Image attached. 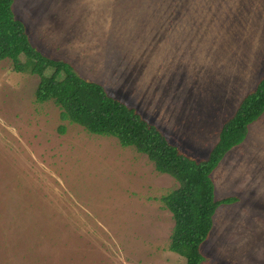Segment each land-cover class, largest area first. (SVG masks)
I'll list each match as a JSON object with an SVG mask.
<instances>
[{
    "label": "rangeland",
    "instance_id": "1",
    "mask_svg": "<svg viewBox=\"0 0 264 264\" xmlns=\"http://www.w3.org/2000/svg\"><path fill=\"white\" fill-rule=\"evenodd\" d=\"M13 11L42 54L197 160L264 76V0H14ZM33 65L0 62V264H186L162 201L178 182L37 102ZM212 180L216 200L237 201L218 208L203 264H264V115Z\"/></svg>",
    "mask_w": 264,
    "mask_h": 264
},
{
    "label": "trees",
    "instance_id": "2",
    "mask_svg": "<svg viewBox=\"0 0 264 264\" xmlns=\"http://www.w3.org/2000/svg\"><path fill=\"white\" fill-rule=\"evenodd\" d=\"M13 4L14 0H0V62L12 60L14 71L20 73L32 60V73L40 77L37 102L53 101L63 121L79 124L91 134L114 137L121 146L146 155L159 173L174 178L179 187L162 198L174 219L169 248L186 264H203L201 247L210 236L218 208L237 201L235 197L215 199L212 174L245 141L250 125L263 116L264 76L223 124L208 157L197 160L172 144L136 109L79 76L70 63L42 54L32 45L25 24L16 18Z\"/></svg>",
    "mask_w": 264,
    "mask_h": 264
},
{
    "label": "crops",
    "instance_id": "3",
    "mask_svg": "<svg viewBox=\"0 0 264 264\" xmlns=\"http://www.w3.org/2000/svg\"><path fill=\"white\" fill-rule=\"evenodd\" d=\"M263 115H264V114H263ZM260 119H261V118H260ZM260 119H259V120H260ZM249 128H250V127H249ZM248 133H249V132H248ZM247 136H248V135H247ZM246 138H247V137H246ZM245 140H246V139H245ZM244 142H245V141H244ZM235 148H236V147H235ZM233 149H234V148H233Z\"/></svg>",
    "mask_w": 264,
    "mask_h": 264
}]
</instances>
